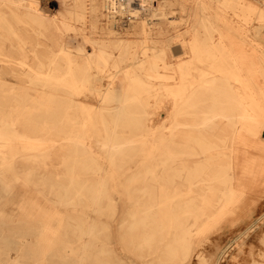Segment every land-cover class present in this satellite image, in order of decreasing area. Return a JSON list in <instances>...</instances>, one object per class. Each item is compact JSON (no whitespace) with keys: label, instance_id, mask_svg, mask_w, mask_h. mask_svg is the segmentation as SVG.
I'll return each mask as SVG.
<instances>
[{"label":"bare ground","instance_id":"bare-ground-1","mask_svg":"<svg viewBox=\"0 0 264 264\" xmlns=\"http://www.w3.org/2000/svg\"><path fill=\"white\" fill-rule=\"evenodd\" d=\"M53 2L0 0V264H264V0Z\"/></svg>","mask_w":264,"mask_h":264},{"label":"rangeland","instance_id":"rangeland-1","mask_svg":"<svg viewBox=\"0 0 264 264\" xmlns=\"http://www.w3.org/2000/svg\"><path fill=\"white\" fill-rule=\"evenodd\" d=\"M43 5H45V7H47L49 9V13L51 15H56L58 14L57 10L60 11V5L58 2H53V0H41ZM55 1V0H54ZM135 1H138V0H135ZM263 2V1H262ZM156 6V4H154ZM260 6L262 4H259ZM183 30H181L182 32ZM176 31L174 30H171L170 31V36L171 37H174L176 35ZM176 43H174L173 47H176ZM94 104H96L95 101H92ZM258 235V234H256ZM222 238V236H221ZM224 238H226V235L224 236ZM217 242V235L216 234H212L210 235V241L207 243V245H205V251H204V254H203V257H206L208 258V256L211 254V252L214 251V245L216 244ZM253 244V246L255 247H258L259 246V242L257 240H254L253 242H251ZM248 247L246 246L245 247V250L247 249ZM193 264H199V261L196 260Z\"/></svg>","mask_w":264,"mask_h":264}]
</instances>
